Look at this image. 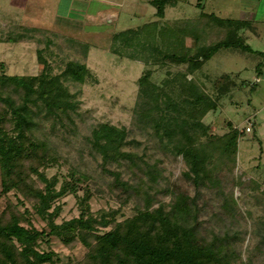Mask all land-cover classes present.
Wrapping results in <instances>:
<instances>
[{
  "label": "rangeland",
  "instance_id": "rangeland-1",
  "mask_svg": "<svg viewBox=\"0 0 264 264\" xmlns=\"http://www.w3.org/2000/svg\"><path fill=\"white\" fill-rule=\"evenodd\" d=\"M149 1L0 0V72L39 74L40 54L52 74L59 73L69 60L83 61L91 73L82 84L67 82L78 101L73 125L56 123L51 127V122L44 120L34 131L37 137L47 139L56 154V161L39 167V171L46 177L55 175L56 188L62 179L70 180V168L76 174L89 175L93 191L91 211L119 209L116 221L141 208L145 194L150 199V209L162 205L164 210L170 208L176 194L195 196L200 233L211 236L226 231L231 237L230 264H264V0H176L166 5L162 18L155 14L156 8ZM216 17L247 21L237 33L252 51L219 50L187 74L215 101V108L201 118L209 127L207 132L222 135L229 130L228 123L240 131L233 160L217 156L212 165L213 181L196 185L185 174L189 173V166L182 156L164 149L152 128L145 125L142 129L134 114L139 92L137 79L146 69L152 71L151 81L160 83L167 70L172 74L184 71L186 64H145L141 54L131 59L126 54H113L111 49L116 46L114 33L155 22V40L162 26L174 30L188 27L192 33L184 35L183 41L189 54H193L196 47L224 38L227 26L219 24ZM32 28L35 30L30 39L25 36L29 32H24ZM19 32L23 33L21 41L5 40ZM124 51L128 54L138 48ZM224 74L234 85L226 94L218 95V82L223 81L220 77ZM99 123L126 128L128 143L123 150L137 156L139 167H130L128 160L105 167L119 170L120 178L128 183L142 180L144 185L138 194H125L119 186L111 190L106 187L113 176L103 171L100 155L92 152L90 141L91 131ZM206 139L201 137L198 142ZM147 171L156 175L153 181ZM25 172L29 175L27 184L44 186L35 173L27 168ZM19 190L14 188L0 196V212L7 208L8 201L16 202L21 211L28 209L32 225L37 229L46 227L45 220L33 212L32 202ZM81 193L79 190L77 194ZM54 205L60 206L56 223L79 214L77 197L69 192L55 199ZM48 244H41V248L56 252L58 260L45 264H74L82 259L86 249L80 243L73 248L66 246L54 236Z\"/></svg>",
  "mask_w": 264,
  "mask_h": 264
},
{
  "label": "trees",
  "instance_id": "trees-1",
  "mask_svg": "<svg viewBox=\"0 0 264 264\" xmlns=\"http://www.w3.org/2000/svg\"><path fill=\"white\" fill-rule=\"evenodd\" d=\"M175 1L149 2L156 8L155 14L162 18L166 5ZM217 22L227 26L224 38L196 47L193 54H189L183 41L184 35L192 33L188 27L174 30L162 26L155 40V22L114 33L116 46L111 49L113 54H126L131 59L141 54L145 64H186L184 71L172 74L167 70L160 83L151 81L152 71L146 69L137 79L139 92L134 114L142 129L145 125L152 128L164 149L182 156L189 166V173L185 174L196 185L213 181L212 165L217 156L233 160L240 131L228 123L229 130L222 135L207 132L209 127L201 118L215 108V101L194 80L188 79L187 74L219 50L252 51L237 33L247 21L217 18ZM33 30H25L24 33L29 32L25 36L31 39ZM22 37L23 33L19 32L5 40L17 42ZM136 47L137 52L124 51ZM38 57L42 64L39 74L0 72V196L14 188L20 189L23 197L32 202L33 212L45 220L46 227L37 229L26 207L21 211L16 202L8 201L7 208L0 212V264L54 263L58 260L57 253L41 248V244L49 245L53 236L71 248L78 243L86 248L82 259L74 264H230L231 237L226 231L211 236L200 233L195 196L176 194L170 208L164 210L162 205L150 209V199L145 194L141 208H136L130 217L116 221L119 209L91 211L89 200L93 191L88 183L89 175L76 174L70 168V180L62 179L56 188L58 178L46 177L39 171V167L55 162L56 154L47 139L37 137L34 131L44 120L50 121L51 127L56 123L65 127L73 125L78 101L67 82L82 84L91 73L83 61L69 60L59 73L52 74L48 62L40 54ZM220 78L223 81L218 82V95L226 94L230 85H234L227 74ZM126 133L125 127L99 123L93 127L90 141L92 152L100 155L103 171L113 176V181L106 183L108 190L119 186L131 195L142 191L144 182L139 179L135 184L128 183L120 178L119 170L105 167L113 163L120 165L121 160H128L130 167H139L137 156L123 150L128 143ZM201 137L207 139L198 142ZM26 168L36 174L43 187L27 184ZM147 174L152 181L156 178L153 172ZM79 190L81 195L77 194ZM67 192L77 197L79 214L56 223L60 206H53V202Z\"/></svg>",
  "mask_w": 264,
  "mask_h": 264
},
{
  "label": "built area",
  "instance_id": "built-area-1",
  "mask_svg": "<svg viewBox=\"0 0 264 264\" xmlns=\"http://www.w3.org/2000/svg\"><path fill=\"white\" fill-rule=\"evenodd\" d=\"M248 128V127H247ZM249 129V128H248Z\"/></svg>",
  "mask_w": 264,
  "mask_h": 264
}]
</instances>
